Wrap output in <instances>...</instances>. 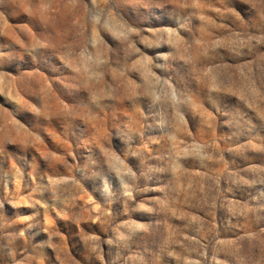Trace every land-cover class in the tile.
<instances>
[{"label":"rangeland","instance_id":"obj_1","mask_svg":"<svg viewBox=\"0 0 264 264\" xmlns=\"http://www.w3.org/2000/svg\"><path fill=\"white\" fill-rule=\"evenodd\" d=\"M0 264H264V0H0Z\"/></svg>","mask_w":264,"mask_h":264}]
</instances>
